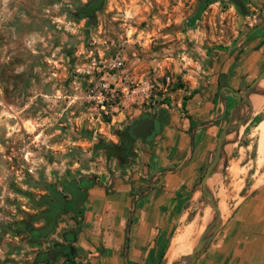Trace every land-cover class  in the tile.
Instances as JSON below:
<instances>
[{"label":"rangeland","instance_id":"1","mask_svg":"<svg viewBox=\"0 0 264 264\" xmlns=\"http://www.w3.org/2000/svg\"><path fill=\"white\" fill-rule=\"evenodd\" d=\"M90 1L0 0V264H46L34 262L36 254L65 243L63 235L72 231L62 216L52 233L32 242L29 228L42 224L34 218L47 187L101 179L112 188L123 163L101 142L119 143V132L145 113L182 109L192 87L204 85L207 62L238 54L243 23L233 0H214L201 10L198 0H102L86 13ZM261 84L255 99L263 102ZM258 106L238 133L228 134L207 182L221 221L264 179L255 131L264 106ZM143 145L138 140L133 149ZM201 177L171 241L178 257L208 224L212 208Z\"/></svg>","mask_w":264,"mask_h":264},{"label":"crops","instance_id":"2","mask_svg":"<svg viewBox=\"0 0 264 264\" xmlns=\"http://www.w3.org/2000/svg\"><path fill=\"white\" fill-rule=\"evenodd\" d=\"M240 2L238 54L207 62L204 85L192 87L182 109L158 110L160 131L134 147L109 181L112 188L101 179L88 182L78 211L64 215L62 225L74 233L72 264H183L193 247L169 261L172 238L238 101L222 90L243 88L264 67V0ZM192 264H264V179L232 206Z\"/></svg>","mask_w":264,"mask_h":264},{"label":"trees","instance_id":"3","mask_svg":"<svg viewBox=\"0 0 264 264\" xmlns=\"http://www.w3.org/2000/svg\"><path fill=\"white\" fill-rule=\"evenodd\" d=\"M198 1V8L201 10L205 5L214 0ZM99 3L100 0L93 3L94 5L91 6L90 10L96 9L99 6ZM84 11L87 12L89 10L85 8ZM126 134L129 135L127 127L119 132V143L108 145L105 142H101L99 147L103 148L109 157H114L120 163H124L133 150V144L130 143L126 149L121 151V149H123L124 140H128L125 139ZM88 182H91V180L80 179L78 182L75 180H64L61 183V188H58L55 184L47 187L48 194H45L39 200L40 204L44 208L38 212L37 216H35L36 218H34L35 220H42V224L37 227L32 226L29 228L32 242H35L36 239L44 238L48 234L52 233L55 230L60 217L67 215V213L78 211L79 206L85 198L83 188L88 184ZM73 235L74 233L72 231L66 232L63 235L66 241L65 243L56 242L52 247L39 251L35 256L34 262L52 264L53 262L63 258L66 264H72L75 257V250L71 245Z\"/></svg>","mask_w":264,"mask_h":264},{"label":"water","instance_id":"4","mask_svg":"<svg viewBox=\"0 0 264 264\" xmlns=\"http://www.w3.org/2000/svg\"><path fill=\"white\" fill-rule=\"evenodd\" d=\"M238 5L242 6L240 0H233ZM264 79V68L259 72V74L242 90L236 91L232 88L225 86L226 89L230 90L236 97L239 98V101L236 103L233 108L231 115L224 125L220 136L217 140L216 146L213 148L210 155V160L206 166L205 172L201 177V191L204 197V201L208 204L214 211L211 222L204 228L200 234L195 246L192 248L189 254L183 256V264H192L197 257L205 250L207 245L213 239L215 234L220 228L221 225V212L218 208V205L214 199V196L210 189L207 186L208 179L215 172L216 166L220 161L222 149L225 145L226 137L232 131L238 133L241 127L249 120L250 116L253 113V107L249 100V96L252 93L257 92L258 83ZM248 107V112L244 113L245 108ZM246 111V110H245ZM144 118L142 121H136L135 125L130 127V134L135 138H141L145 140L149 137L156 125V119L151 117L149 113L143 114ZM161 127V125H160Z\"/></svg>","mask_w":264,"mask_h":264},{"label":"bare ground","instance_id":"5","mask_svg":"<svg viewBox=\"0 0 264 264\" xmlns=\"http://www.w3.org/2000/svg\"><path fill=\"white\" fill-rule=\"evenodd\" d=\"M260 82H262V84H261V87H263V85H264V79H263V81L261 80ZM258 86V85H257ZM262 89V94H263V99H264V87L263 88H261ZM254 99H255V93H252V94H250V96H249V100H250V102H251V104H252V107H253V112H255V113H258L259 112V106L258 105H262V106H264V101L262 102V99L260 98V100H256L255 99V103H256V106H257V108L254 110ZM248 112V110H246V113ZM255 131H256V133L258 134V136H259V145H258V156H259V160H257V161H259V163H260V165H262L263 166V164H264V117L258 122V124H257V126L255 127ZM262 181V178H260L259 180H257L256 181V183L258 184V183H260ZM221 212V211H220ZM208 213H209V219H210V221H209V219H208V224L211 222V220H212V217H213V215H214V211L211 209V210H209L208 209ZM198 216L197 217H195L194 218V220H193V222L189 225V228L186 230V233L188 234V235H190L192 232H193V230H194V226L196 225V222L198 221ZM223 219V218H222ZM207 224V225H208ZM187 236V235H186ZM181 240L182 239V236L180 235V236H178V238L176 237L175 238V240H176V242L178 241V240ZM189 240V239H188ZM173 243V242H172ZM191 243V242H190ZM196 244V243H195ZM174 246V245H173ZM195 246V245H194ZM193 246V247H194ZM178 247V246H177ZM183 247H186V246H183ZM191 249V248H190ZM192 250V249H191ZM191 250L190 251H188V252H186L185 254H189L190 252H191ZM178 257V251H177V249L175 250V249H173V247H171L170 249H169V252H168V258H169V261H172V260H174V259H176Z\"/></svg>","mask_w":264,"mask_h":264},{"label":"flooded vegetation","instance_id":"6","mask_svg":"<svg viewBox=\"0 0 264 264\" xmlns=\"http://www.w3.org/2000/svg\"><path fill=\"white\" fill-rule=\"evenodd\" d=\"M97 2V0H94V1H90V2H88L87 4H86V8H87V10H89V11H87L86 13H91V11L92 10H90L91 9V6L92 5H94L93 3H96ZM102 4V0H100V3H99V6ZM98 6V7H99ZM97 7V8H98ZM149 115L151 116V117H154L155 119H156V123H155V125H156V127H155V129H154V131H153V133L149 136V137H147L145 140H142L141 138H135L134 136H132L131 134H130V127H132L133 125H135V122L136 121H142L143 120V118H144V115H141L137 120H135L130 126H128L127 127V129H128V132H129V135H127L126 134V137H125V139H128V140H124V144H123V149H121V151H123L124 149H126L128 146H129V144L130 143H132L133 145H134V143L136 142V141H138V140H140V141H142V142H149V141H151L152 140V138L160 131V129H161V127H160V125L162 126V123H161V116L157 113V115H153V114H150L149 113ZM133 151V150H132Z\"/></svg>","mask_w":264,"mask_h":264}]
</instances>
